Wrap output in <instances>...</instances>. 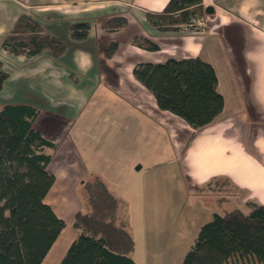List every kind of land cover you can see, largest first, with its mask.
<instances>
[{
  "label": "crops",
  "instance_id": "0c3cea01",
  "mask_svg": "<svg viewBox=\"0 0 264 264\" xmlns=\"http://www.w3.org/2000/svg\"><path fill=\"white\" fill-rule=\"evenodd\" d=\"M167 1L0 0V61L8 74L0 104L25 102L21 91L32 90L40 99L37 104L30 102L34 106H69L68 117H62L71 122L70 127L59 140L47 138L37 127L43 110L34 123L35 130L57 144L53 154L60 159L77 157L82 139L94 137L87 118L79 121L84 104L79 98L69 100L65 94L79 93L75 73L88 80L105 79L107 90L134 99V103L105 105V155L113 149L109 168L129 170L142 150L140 136L151 144V148H143L150 159L156 157L159 136H166L178 152L166 161L148 164L143 176L134 177V182L118 192L108 186L124 204L118 216L124 215L123 224L134 243L129 256L136 264H181L199 228L214 212L231 210L225 204L231 207L237 196L229 192L219 197V192L208 188L213 179H226V186L243 191V206L247 201L264 205V0H202L204 10L212 8L211 13L203 15V30L159 32L147 22L145 12L161 10ZM22 13L33 17L49 35L64 41L66 51L55 58L48 51L29 57L2 50L5 35ZM112 16L125 17L127 24L118 30H106L103 23ZM74 21L89 23L86 39L70 38L68 28ZM135 36L149 38L158 50L134 45ZM111 42L117 43V49L107 57L104 50ZM186 57H199L213 67L223 97L221 112L198 129L159 109L151 93L132 75L137 63ZM102 65L111 75L101 74ZM126 127L129 136L124 133ZM126 141L135 147H123ZM83 168L81 171H85ZM81 177L73 180L72 188L81 184ZM55 183L56 177L44 202L65 226L41 264L53 254L62 236L72 237L69 246L78 233L72 222L80 204L58 203L55 196L60 191Z\"/></svg>",
  "mask_w": 264,
  "mask_h": 264
},
{
  "label": "trees",
  "instance_id": "16d2710c",
  "mask_svg": "<svg viewBox=\"0 0 264 264\" xmlns=\"http://www.w3.org/2000/svg\"><path fill=\"white\" fill-rule=\"evenodd\" d=\"M201 2L168 0L161 10H147L145 17L159 32L183 27L199 31L194 21L205 13ZM126 24L125 17L112 16L103 27L114 31ZM68 30L72 40L82 41L89 33V23L74 21ZM132 43L145 50H158L147 37L135 36ZM1 49L29 57L48 51L56 58L65 52L66 43L22 13L5 35ZM116 49L117 43L111 42L105 56ZM132 75L151 93L159 109L193 129L212 122L223 108L215 71L199 57L140 62L132 68ZM7 77L0 61V92ZM40 113L37 106L26 102L0 104V264H41L65 226L44 202L55 182V176L47 170L52 158L47 150H54L57 144L35 130ZM81 187L85 210L78 209L72 222L78 234L58 264H136L129 256L133 239L127 228L118 224L119 198L95 174L85 178ZM246 205V213L238 208L214 212L199 228L181 264H226L233 255L252 257L264 264V205L252 201Z\"/></svg>",
  "mask_w": 264,
  "mask_h": 264
},
{
  "label": "rangeland",
  "instance_id": "374dc122",
  "mask_svg": "<svg viewBox=\"0 0 264 264\" xmlns=\"http://www.w3.org/2000/svg\"><path fill=\"white\" fill-rule=\"evenodd\" d=\"M71 49V48H69ZM66 51V50H65ZM70 53V52H69ZM163 60V59H161ZM109 69L105 67V65L101 66V74H107ZM78 77L77 81V92L79 93H65L66 97L68 94L69 100H76L77 98L80 99L81 103L84 104L82 115L80 116L81 119L79 121H84L83 117L87 118L86 121L89 122L91 127V132L94 134L93 139L90 138L88 140H83V143L78 146V155L77 157H65L60 159L59 155L53 154V150L48 149L52 155V162L50 164L49 170L50 172L54 173L56 177V187L59 188V193L55 196L56 201L58 203L63 204L64 206L71 205L74 206L80 204L79 209L81 211L85 210L84 207V195L81 184L76 185V187L72 188V182L78 176H82V180L89 177L92 174L98 175L104 183L106 182L109 188L112 191L118 192L120 188H124L129 182H134V177H141L144 175V169L146 166L152 162H163L166 161L169 157L175 154L176 149L174 148L172 142L170 143L166 136L160 137L156 140L155 148L156 157L148 158V155L145 153L143 148H151L147 142L144 141V138L140 136L138 138V142H140V146L142 150L138 153L137 157L132 160L134 162L129 170L124 171L121 168L113 171L110 166V163L113 159L112 150L108 151L109 154L105 155V105H121L125 102L134 103L133 97H126L117 95L116 91L107 90L106 80L100 79H87V76L75 73ZM110 74V73H108ZM111 75V74H110ZM17 83V82H16ZM89 86L92 87V91L89 92ZM113 86V85H112ZM75 87V86H74ZM79 89V90H78ZM74 91V90H73ZM24 92L22 95V100L25 102H33L35 104L36 101L39 99V96L36 91L30 90H22ZM40 100V99H39ZM32 104V103H31ZM34 105V104H33ZM42 111V116L40 118L37 127H40L41 130L45 132L47 138L52 140L57 139L59 140L65 133L66 127H70V121L66 120L64 117H68L65 114H69L70 110L69 106L56 105L52 107H38ZM67 124V125H65ZM115 130V128L113 129ZM129 127L124 129V133L126 136H129ZM113 138H117V133L113 134ZM134 145H131L128 141L123 145V147H127L128 149ZM138 146V144H136ZM115 149V148H114ZM132 149V148H131ZM178 154V152L176 153ZM175 154V155H176ZM55 156V157H54ZM258 155L255 152V158ZM136 166H142V170L136 169ZM80 167H84L85 171H81ZM137 170V171H136ZM139 180V179H138ZM131 184V183H130ZM226 183L222 180H219L216 183H211L208 187L211 190H214L216 194L219 192V197H225L228 193H232L233 195L237 196L235 203L232 204L231 207H228V204H225L226 208H239L244 213L248 212L249 208L245 204L243 206L241 199L244 197V192L234 188L233 186H226ZM214 197V194H211ZM120 200V199H119ZM124 207L123 202H119V210H122ZM71 209L69 210V213ZM124 215L118 217V224L124 223ZM124 225V224H123ZM76 232H78L75 229ZM78 234V233H77ZM63 238L60 239L58 242V246L55 248L53 254L44 262L43 264H58L64 252L68 248V242H70V238L67 236H62ZM68 239V240H67ZM60 243V244H59ZM226 264H260L256 262V260L252 257H244L241 258L237 255H233Z\"/></svg>",
  "mask_w": 264,
  "mask_h": 264
},
{
  "label": "built area",
  "instance_id": "2783aa9c",
  "mask_svg": "<svg viewBox=\"0 0 264 264\" xmlns=\"http://www.w3.org/2000/svg\"><path fill=\"white\" fill-rule=\"evenodd\" d=\"M204 17H199L194 21V24L196 25V27L200 30L204 29ZM184 29L188 30L187 28L183 27Z\"/></svg>",
  "mask_w": 264,
  "mask_h": 264
},
{
  "label": "water",
  "instance_id": "95a60500",
  "mask_svg": "<svg viewBox=\"0 0 264 264\" xmlns=\"http://www.w3.org/2000/svg\"><path fill=\"white\" fill-rule=\"evenodd\" d=\"M205 12L206 13H211L212 12V8L211 7H207L206 9H205ZM140 168V166H136V169H139Z\"/></svg>",
  "mask_w": 264,
  "mask_h": 264
}]
</instances>
